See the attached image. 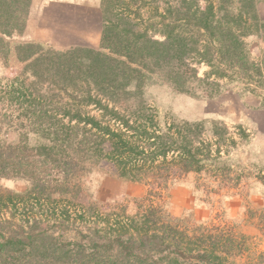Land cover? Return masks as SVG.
Wrapping results in <instances>:
<instances>
[{
  "label": "trees",
  "instance_id": "1",
  "mask_svg": "<svg viewBox=\"0 0 264 264\" xmlns=\"http://www.w3.org/2000/svg\"><path fill=\"white\" fill-rule=\"evenodd\" d=\"M255 1L101 0L102 48L53 51L17 38L25 32L32 0H0V58L7 62L15 51L25 74L42 75L68 96L65 102L37 93L21 77L0 84L1 100L18 111L2 114V121L12 125L15 115L22 131L16 144L0 138V176L30 183L22 193L0 192V213L29 197H47L45 212L53 217L0 218V264H224L221 252L238 245L236 238L208 233L199 244L191 237L183 242L184 231L146 218L136 222L135 216L108 228L91 227L80 240L65 238L70 216L53 195L70 189L88 161L113 163L120 177L145 182L149 195L159 198L177 173L224 170L226 151L205 135L207 123L218 122L163 123L144 86L148 73L160 72L187 91L202 63L210 66L208 76L263 79L264 68L245 42L262 23ZM30 133L41 140L32 145Z\"/></svg>",
  "mask_w": 264,
  "mask_h": 264
},
{
  "label": "rangeland",
  "instance_id": "2",
  "mask_svg": "<svg viewBox=\"0 0 264 264\" xmlns=\"http://www.w3.org/2000/svg\"><path fill=\"white\" fill-rule=\"evenodd\" d=\"M255 11L262 23L259 29H252L245 42L252 59L264 68V0L255 1ZM92 38L96 39L94 33L90 34V40ZM44 46L47 50L67 51L79 45L70 48ZM80 46L101 49L102 39L98 47ZM24 66L15 51L7 62L0 58L1 86L21 77V81L35 92L67 101L68 96L53 88L42 75L25 74ZM209 70L208 64H198L199 77L189 84L187 91L176 88L160 72L148 73L151 77L146 78L144 95L153 106L151 109L160 112L163 123L204 119L218 122L217 125L207 123L205 135L216 137L213 142L221 144L226 151V168L177 173L165 198H159L156 193L149 195L150 188L145 182L120 177L113 163L88 161L70 189L53 195L59 199L55 204L68 210L70 216L66 221L65 238L80 240L81 236L89 234L91 227L97 225L104 229L111 226V222H131L130 217L135 216L136 222L146 218L148 222H163L184 231L183 242L191 237L199 244L202 234L208 233L231 236L236 238L238 245L227 251L224 249L226 253L221 252L225 256L224 264H264V235L258 230L259 224L264 229V78L250 82L234 73L227 77L208 76ZM3 90L0 87V138L5 143L16 144L22 132L18 117L14 115L15 123L10 125L2 121V114H17L18 111L14 108L13 112L7 99L1 100ZM239 125L246 130L247 136L240 133ZM230 137L235 138L237 144L232 143ZM29 138L32 145L41 140L31 133ZM29 184L25 178L0 176L2 193H22ZM28 199L17 207L10 204L4 208L0 218L11 217L12 222L33 220L37 215L53 219L45 212L47 197L40 201L34 197ZM46 218L44 222H48ZM193 262L188 259L185 264Z\"/></svg>",
  "mask_w": 264,
  "mask_h": 264
},
{
  "label": "crops",
  "instance_id": "3",
  "mask_svg": "<svg viewBox=\"0 0 264 264\" xmlns=\"http://www.w3.org/2000/svg\"><path fill=\"white\" fill-rule=\"evenodd\" d=\"M102 30L100 0H32L25 32L17 38L54 47L88 44L98 47ZM93 33L96 39L90 40ZM258 230L264 235L262 224L258 225Z\"/></svg>",
  "mask_w": 264,
  "mask_h": 264
}]
</instances>
